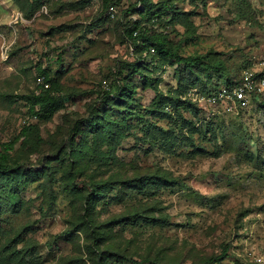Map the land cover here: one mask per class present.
Listing matches in <instances>:
<instances>
[{
	"label": "rangeland",
	"instance_id": "1",
	"mask_svg": "<svg viewBox=\"0 0 264 264\" xmlns=\"http://www.w3.org/2000/svg\"><path fill=\"white\" fill-rule=\"evenodd\" d=\"M137 1L118 0L111 15L102 0H0V142L32 126L12 149L24 174L14 181L17 207L0 215V264H21L17 249L28 264H92L95 228L102 248L122 255L107 264H204L225 250L228 264H264V91L236 111L204 98L264 75V0H167L174 16L159 21ZM135 20L185 55L209 53L213 66L147 55L125 32ZM127 62L142 73L125 81L136 89L131 103L118 95ZM44 67L66 94L46 119L24 97L47 87ZM105 92L99 114L110 126L92 132L86 118ZM157 172L179 182L128 186ZM86 184L103 189L89 209ZM137 214L156 220L127 223Z\"/></svg>",
	"mask_w": 264,
	"mask_h": 264
},
{
	"label": "trees",
	"instance_id": "2",
	"mask_svg": "<svg viewBox=\"0 0 264 264\" xmlns=\"http://www.w3.org/2000/svg\"><path fill=\"white\" fill-rule=\"evenodd\" d=\"M36 1H45V0H36ZM143 3L145 6L144 15H151V14H157V21L163 20L164 16H174L172 12L174 13L173 6H171L167 0L158 1L157 3H154L150 0H139L135 5ZM118 4V0H102V10L106 11L111 6ZM157 7V11L154 10V8ZM170 16V17H171ZM125 32L127 36L132 40V42L137 45L140 42H143V49L147 50V55L152 54V48H154V52H157L161 55H164L165 57H170L174 59L179 64H184L186 67H200L203 69L211 68L213 65L209 62V53L206 54H188L185 55L179 51V47L174 44L173 40L168 37L167 34L162 33L160 30H156L152 25L149 24H142L141 22L135 20L131 24H129L125 28ZM50 63L59 60L61 58V52H59L56 55L50 56ZM125 68H127V71H120L119 75L120 77L117 78V83L119 84V93L121 97L124 95H128L129 98L124 99L127 103H131V100L134 96V93L136 92V89L133 88L131 85L126 84L125 81L134 78L135 75H142L140 69H137V64L135 62H127L124 63ZM41 74L44 75L45 81L49 83L48 87L42 86L40 87V90L37 92H31L28 94H25L24 97L27 99V101L30 104V109L33 112L35 116H39L40 118H50L53 116V114L59 110L62 106L65 104V98L66 94L63 92L61 85L58 81H56L48 72L47 67L40 68ZM241 80V79H240ZM240 80L233 81L231 83H227L225 85L230 86L235 83H239ZM181 86H184L185 91L189 90V88H193V86H187L184 83L183 75L181 76V80L179 81ZM196 87V86H194ZM221 87V86H220ZM220 87H217L215 89H209L204 90L206 95L211 94L212 92L217 91ZM105 94L101 97L98 104H96V107L94 110L90 113L88 118H86L88 130L94 132L101 129H107L110 126L109 121H104L100 119L99 110L102 104L107 100L109 97V94ZM256 97L253 98L255 100ZM116 125L121 126L118 122L115 123ZM80 123H77L73 127V135H77L79 130ZM32 126L28 125L23 128L21 133L15 137L13 140L10 141H2L0 142V176H3V179L6 182V189L9 191L8 195L4 196L2 193L0 194V215L6 211L17 207L16 203L13 201V199L16 197L15 189L17 188L16 183H14L15 180H19L16 176H18L22 171L24 174V168L23 165L13 158L12 149L14 148L15 143L20 140L22 136L27 137L29 132L31 131ZM75 136L71 138V142H75ZM130 183L128 186H132L134 188L143 189L149 186H154L157 188L163 187V186H172L174 184H177L179 182V178L172 176L171 173H160L157 172V175H152L149 177H141V178H131L129 181ZM1 183V181H0ZM87 190L89 193L88 199L86 198V204L87 209H89L96 199L97 196L103 195V189L96 188L92 184H86ZM148 218H151L153 220H156V217H150L148 215L143 214H137L134 215L132 219L130 217H127L126 220L131 222H136L140 220H146ZM122 222L120 219L116 223ZM1 224H0V236L3 234V231H1ZM104 230V228L100 229ZM92 243L89 246V251L92 253H95L96 255L94 257H91L92 264H107V260L109 258L113 257H120L122 256L121 253L118 251L108 249V248H102V232L99 231L97 228H95L92 231ZM22 249H17L15 251V259H17L21 264H28L32 261V259H25L24 255L22 254ZM227 250H225L222 255H220V258L208 260L204 264H228L225 262ZM126 258V256L124 257ZM135 260V259H133ZM242 262H234L229 264H241Z\"/></svg>",
	"mask_w": 264,
	"mask_h": 264
},
{
	"label": "built area",
	"instance_id": "3",
	"mask_svg": "<svg viewBox=\"0 0 264 264\" xmlns=\"http://www.w3.org/2000/svg\"><path fill=\"white\" fill-rule=\"evenodd\" d=\"M110 14H115L114 5L109 8ZM154 51V48H152ZM42 82L48 87L49 83L45 82L44 77ZM264 91V75L253 76L247 75L240 80L239 83L230 86L223 85L217 91L204 96L205 100L211 105L223 108L227 111H236L247 107L257 97V94ZM241 264H263V262L241 263Z\"/></svg>",
	"mask_w": 264,
	"mask_h": 264
}]
</instances>
